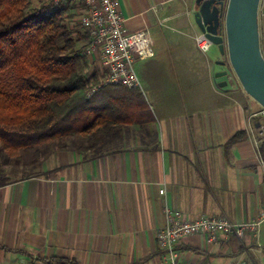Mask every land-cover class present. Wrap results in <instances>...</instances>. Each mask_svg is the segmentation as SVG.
<instances>
[{
	"label": "crops",
	"instance_id": "1",
	"mask_svg": "<svg viewBox=\"0 0 264 264\" xmlns=\"http://www.w3.org/2000/svg\"><path fill=\"white\" fill-rule=\"evenodd\" d=\"M195 1L116 0L125 28L147 27L153 39V57L135 62L152 121L110 133L96 153L51 149L19 177L0 159V264H163L165 209L189 222L248 223L264 212V114L237 80L215 79L194 41ZM257 23L264 57V0ZM259 226L241 239L186 237L176 250L182 264H264Z\"/></svg>",
	"mask_w": 264,
	"mask_h": 264
},
{
	"label": "trees",
	"instance_id": "2",
	"mask_svg": "<svg viewBox=\"0 0 264 264\" xmlns=\"http://www.w3.org/2000/svg\"><path fill=\"white\" fill-rule=\"evenodd\" d=\"M48 2L34 7L33 0H0V154L16 161L31 148L66 149L75 137L85 143L72 144L77 152L96 153L110 133L152 121L139 89L104 84L97 72L88 75L83 52L89 37L79 22L70 23L76 6L48 9ZM258 154L264 164V138ZM46 262L76 264L67 258Z\"/></svg>",
	"mask_w": 264,
	"mask_h": 264
},
{
	"label": "built area",
	"instance_id": "3",
	"mask_svg": "<svg viewBox=\"0 0 264 264\" xmlns=\"http://www.w3.org/2000/svg\"><path fill=\"white\" fill-rule=\"evenodd\" d=\"M54 6H76L81 29L89 40L83 54L90 64L99 60L104 72V84L121 85L141 89L135 71V62L153 57V39L147 27L130 32L125 28L116 0H51ZM78 7H81L79 10ZM197 48L207 53L212 43L203 33L194 38ZM228 81L236 80L232 71ZM264 114V110L261 111ZM264 138V124L259 125L256 141ZM261 159V158H260ZM262 161V159H261ZM263 164V161H262ZM165 225L157 233L163 264H182L176 244L186 237L205 235L212 242L219 235L241 239L247 232L255 233L264 220V212L256 221L233 223L225 217H201L195 221H183L165 209Z\"/></svg>",
	"mask_w": 264,
	"mask_h": 264
},
{
	"label": "water",
	"instance_id": "4",
	"mask_svg": "<svg viewBox=\"0 0 264 264\" xmlns=\"http://www.w3.org/2000/svg\"><path fill=\"white\" fill-rule=\"evenodd\" d=\"M260 0H196L193 19L200 33L216 46L227 61L215 65L225 69L215 79L228 75L231 68L243 91L264 110V57L260 50L257 23ZM227 85L226 80L218 87Z\"/></svg>",
	"mask_w": 264,
	"mask_h": 264
},
{
	"label": "rangeland",
	"instance_id": "5",
	"mask_svg": "<svg viewBox=\"0 0 264 264\" xmlns=\"http://www.w3.org/2000/svg\"><path fill=\"white\" fill-rule=\"evenodd\" d=\"M42 2H43V0H33V6L34 7H38ZM46 5L48 6L47 7L48 9H51L54 6L53 3H51V2H48ZM80 8L81 7H78L77 9L79 10ZM75 13H76V10H75ZM78 19H79V15L78 14L73 15L72 21L70 22L71 25L74 24V23H76V22H78ZM86 42L87 41H84L82 43H79L78 44V47L81 46V45H86ZM205 55H206V57L208 59L211 60L212 66H213V68L216 71L215 73L219 72L218 70L220 68L218 65H215V62L216 61H221V60H226L227 61V57L226 56L225 57L224 56H221L219 54V51H218L217 47L214 46V45H211L209 51ZM88 65H89L88 75H92V73H94V72H97L98 75H100V78L102 77V75H104V72H103V69L101 68V65H100L99 60H97V59L95 60L94 59V62L91 63V64H90V62L88 60ZM226 69L228 71L231 70V68L229 66ZM135 70H137L136 65H135ZM233 75H234V73H233ZM234 77H235V75H234ZM103 79L101 78V81H103ZM235 79H236V77H235ZM140 90L142 91V87H141ZM261 111H262V109H261ZM73 140H74L73 143H75L76 145H78L80 143L81 144L82 143L85 144L84 143V140L81 137L80 138H76L75 137ZM68 143H70V144H68L70 146L73 144L70 141H68ZM51 149H54V146L52 144H48V145H45V146L40 147L37 150V152H36V148L27 149L25 151L20 152V158H19L18 161L14 160V159H11V158H9L7 156H4V155H1L2 158L0 157V159H3V158L8 159V163H9V167H7L8 169L10 167L18 166L17 173H15L13 176L12 175L10 176L11 178H14V177H19V176L24 175L25 174L24 173V170L26 169L25 167H26L27 164H29L32 161L33 162L39 161L40 158L44 154L48 153V151L51 150ZM35 153H38V154H35ZM9 161H12V162H9ZM19 167H22V168H19ZM263 227H264V222L259 226V228H260L259 230L262 231Z\"/></svg>",
	"mask_w": 264,
	"mask_h": 264
},
{
	"label": "flooded vegetation",
	"instance_id": "6",
	"mask_svg": "<svg viewBox=\"0 0 264 264\" xmlns=\"http://www.w3.org/2000/svg\"><path fill=\"white\" fill-rule=\"evenodd\" d=\"M222 61H226V60H222ZM223 68V70L225 69L224 67H222ZM227 68H228V65H227Z\"/></svg>",
	"mask_w": 264,
	"mask_h": 264
}]
</instances>
